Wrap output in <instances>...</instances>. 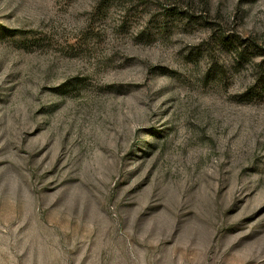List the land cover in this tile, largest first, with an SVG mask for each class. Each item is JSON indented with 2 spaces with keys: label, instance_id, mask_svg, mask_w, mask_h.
I'll return each instance as SVG.
<instances>
[{
  "label": "rangeland",
  "instance_id": "374dc122",
  "mask_svg": "<svg viewBox=\"0 0 264 264\" xmlns=\"http://www.w3.org/2000/svg\"><path fill=\"white\" fill-rule=\"evenodd\" d=\"M0 264H264V0H0Z\"/></svg>",
  "mask_w": 264,
  "mask_h": 264
},
{
  "label": "trees",
  "instance_id": "16d2710c",
  "mask_svg": "<svg viewBox=\"0 0 264 264\" xmlns=\"http://www.w3.org/2000/svg\"><path fill=\"white\" fill-rule=\"evenodd\" d=\"M149 146H151V145H149Z\"/></svg>",
  "mask_w": 264,
  "mask_h": 264
}]
</instances>
